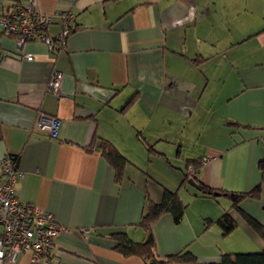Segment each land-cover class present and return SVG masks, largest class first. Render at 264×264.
<instances>
[{
    "label": "crops",
    "instance_id": "1",
    "mask_svg": "<svg viewBox=\"0 0 264 264\" xmlns=\"http://www.w3.org/2000/svg\"><path fill=\"white\" fill-rule=\"evenodd\" d=\"M29 1L0 0V18L13 2ZM36 8L52 14L50 37L62 30V14L75 30L56 50L38 39L16 50L0 35V156L17 157L24 178L16 194L61 230L52 260L33 263L23 253L0 264H145L113 251L109 236L145 240L139 222L163 188L187 207L180 223L164 214L151 225L159 258L188 251L206 264L223 253L261 251L264 242L234 210L236 227L226 236L205 220L229 210L219 192L260 185L264 0H36ZM54 72L62 74L57 94L48 90ZM40 114L59 120L55 137L36 128ZM99 138L127 160L119 182ZM174 148L178 160L204 159L199 178L217 197L195 196L183 175L154 178L149 164L168 160ZM260 187L240 207L264 225Z\"/></svg>",
    "mask_w": 264,
    "mask_h": 264
},
{
    "label": "built area",
    "instance_id": "2",
    "mask_svg": "<svg viewBox=\"0 0 264 264\" xmlns=\"http://www.w3.org/2000/svg\"><path fill=\"white\" fill-rule=\"evenodd\" d=\"M62 17V30L53 38L43 31L51 23L52 14L37 11L36 0H30L26 5L13 3L6 7L0 18V29L15 36L13 42L16 50H20L27 41L35 39L48 47L56 44L63 48L72 32L67 23L70 15L62 14ZM21 58L32 60L33 56L22 54ZM61 78L60 72L52 74L48 84L51 93L57 94ZM59 123L56 117L40 114L36 128L55 137ZM23 178L24 174L18 170L11 155L0 156V260H14L18 255L26 253L33 263L46 262L56 254L54 239L61 229L50 213L26 205L16 194L15 184Z\"/></svg>",
    "mask_w": 264,
    "mask_h": 264
},
{
    "label": "trees",
    "instance_id": "3",
    "mask_svg": "<svg viewBox=\"0 0 264 264\" xmlns=\"http://www.w3.org/2000/svg\"><path fill=\"white\" fill-rule=\"evenodd\" d=\"M13 3L10 5H13ZM3 15L1 17H3ZM69 19L67 20L68 27L71 32H73L75 28L73 27V24ZM43 31L46 32V28L43 29ZM0 35L9 37L12 40H14L15 38L13 34L7 33L2 29H0ZM48 48H51V50H56L57 48L59 49L56 44ZM0 56L2 57L1 49ZM135 100L136 96L132 97L124 106V110L127 109L130 105H132ZM98 148L102 157L113 168L115 181L119 182L123 175L124 168L127 164L126 158L122 154H120L118 150L109 141L103 138H99ZM147 149L149 151H153L149 147ZM11 156L14 158V161L17 164V157L14 155ZM203 163L204 159L202 157L187 160L185 164V172L182 173L183 179L181 181V185H187L188 181L191 180L196 184L195 188L197 189V193L195 194V196L209 197L214 199L215 197H217V193L205 186L199 178V171L202 168ZM258 169L260 171L261 176L260 185H264V156L258 163ZM260 185L255 186L247 192H219L220 195L229 199V201L231 202L230 208L229 210L224 211L214 221L210 219L205 220V227L214 223L219 227L223 236L230 234L236 227L235 220L230 213V210H234L247 223L250 229L255 232L264 242V225L249 214H247L246 212H244L240 207V204L244 199L258 198L261 188ZM186 207L187 204L180 198L177 191H172L167 188H163L160 201L153 202L148 199L141 217V221L139 222V226H141L146 233L145 240L139 242L134 241L125 232H114L109 236L110 239L113 241V251L123 257H137L141 259L145 264H196V257L188 251L181 252L176 255L167 256L162 259L159 258L155 252V242L153 235L150 231L151 225L160 216L164 214H169L175 224L180 223L183 219ZM206 264H264V248L261 251L254 253H223L220 255L218 262Z\"/></svg>",
    "mask_w": 264,
    "mask_h": 264
},
{
    "label": "rangeland",
    "instance_id": "4",
    "mask_svg": "<svg viewBox=\"0 0 264 264\" xmlns=\"http://www.w3.org/2000/svg\"><path fill=\"white\" fill-rule=\"evenodd\" d=\"M177 148H174L173 150H168L170 152V158L168 160H166L164 157H162L160 160V163L158 161L153 160V162L151 164H149V168L152 169L153 172H155L154 174V178L156 180H158L156 177H166L169 174H179L182 175L183 172H185V164L186 161L188 160V158L186 159L184 157V155L181 156V158L178 160L175 157V152H176ZM193 152V150H186L183 149L182 154L190 155ZM189 157V156H187ZM190 159V158H189ZM159 181V180H158ZM186 188L194 191L195 193L197 192V189L193 186H191L190 184L186 185ZM222 198L217 199L216 204L218 206H221L220 203L222 202Z\"/></svg>",
    "mask_w": 264,
    "mask_h": 264
},
{
    "label": "water",
    "instance_id": "5",
    "mask_svg": "<svg viewBox=\"0 0 264 264\" xmlns=\"http://www.w3.org/2000/svg\"><path fill=\"white\" fill-rule=\"evenodd\" d=\"M188 184H190L193 187H196V184L194 182H192L191 180L188 181Z\"/></svg>",
    "mask_w": 264,
    "mask_h": 264
}]
</instances>
